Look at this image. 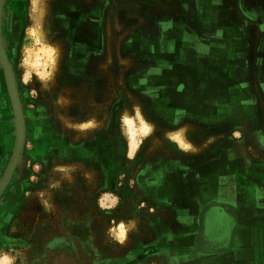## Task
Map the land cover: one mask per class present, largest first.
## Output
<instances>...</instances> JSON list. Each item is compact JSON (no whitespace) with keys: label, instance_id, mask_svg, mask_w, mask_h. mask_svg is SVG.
<instances>
[{"label":"rangeland","instance_id":"rangeland-1","mask_svg":"<svg viewBox=\"0 0 264 264\" xmlns=\"http://www.w3.org/2000/svg\"><path fill=\"white\" fill-rule=\"evenodd\" d=\"M85 1L68 6L67 0H46L43 30L59 45V58L52 80L42 88L35 77L28 84L21 80L31 0H3L2 43L17 81L26 139L20 165L3 186L14 155L17 123L0 63V252L16 256L15 264H30L33 255L51 252L68 241L81 264L131 256L138 258V264H264L260 249L250 258L246 250L241 251L245 259L237 252L234 258L203 252L211 250L205 245L207 239L220 234L226 237L229 232L217 227L219 210L215 207L203 211V241L186 242L179 235L184 216V205L177 196L179 183L175 184L176 196L168 200L158 201L153 189L168 187V176L179 170L177 165L193 166L194 159L217 141L250 139L251 155L264 159L253 129L240 132L247 121L258 125L259 116L252 112L255 99L243 102L250 95L248 89L236 85L231 69L224 65L230 53L234 59L233 47L223 41L224 35L215 49L210 47V37L209 44L199 48L191 43L193 37L178 36L179 30L194 32L200 25L204 35L209 34L206 29L211 21L196 18L200 13L204 16L211 5L157 4L145 6L137 17L131 9L138 5ZM227 6L220 4L214 13L225 16ZM234 7L240 14L248 13L243 0H235ZM147 11L155 15L158 29H166L160 44L158 38L147 35L152 30ZM32 89L38 91L37 96ZM216 92L220 95L214 96ZM137 108L154 124V130L129 158L130 144L121 130V117L127 114L133 126L139 127ZM177 114H182L181 119L173 123ZM227 114L233 116L234 131H220ZM89 120L96 126L86 130L65 123ZM183 125L189 126L186 135L194 151H181L166 137L168 131ZM37 163L41 165L38 171ZM111 194L119 197L117 205L100 208L98 199ZM129 220L135 221V227L126 232L123 243L109 235V229L118 230L120 222ZM255 224L263 226L264 222L257 219ZM169 230L175 238L168 236ZM240 244L248 245L247 241ZM67 258L58 257L52 264H70Z\"/></svg>","mask_w":264,"mask_h":264},{"label":"crops","instance_id":"crops-1","mask_svg":"<svg viewBox=\"0 0 264 264\" xmlns=\"http://www.w3.org/2000/svg\"><path fill=\"white\" fill-rule=\"evenodd\" d=\"M66 3L69 6V4L86 3V1L67 0ZM90 3L92 2L90 1ZM117 3L138 5L131 9V13L137 17L143 14L141 12L145 6L157 4L211 5L210 10L204 16L200 13V16L196 18L200 21H211V27L206 29V31H210L209 34L205 36V29L200 25V28L196 27L194 32L179 30L178 36L181 38H185L186 35L193 37L191 43L199 48L208 45V37H210L211 49L219 47L221 36L226 37V40L223 41L233 47L235 54L233 53L234 59H232L230 53L224 65L231 69L233 82L236 85L243 84L248 89L250 95L244 96L243 102L255 99L252 112H258L259 116L258 125H251L253 123L247 121L240 128V132L250 133L249 131L253 129L252 131L257 132L256 134L252 132V134L258 138V148L264 150V0H243L244 7L248 12L246 16L236 12L235 0H225V2L224 0H117ZM222 3L228 5L227 12L223 17L214 13V9L219 8ZM146 19L152 28L147 35L151 38H158L157 44H160V38L164 36L166 29L162 31V28L158 29L154 25L155 15L149 11H147ZM219 21L225 22L224 25L221 23V28ZM203 39H206L207 42H204ZM147 47L149 52L150 46ZM231 83H228L227 88H231ZM219 95L220 93L216 92L214 96ZM244 104L246 108L247 103ZM227 115L226 119L221 121L220 131H234V127H231L230 123L234 121L233 116ZM251 144L250 139L240 143L228 140L214 142L211 149L194 159L193 166L177 165L179 170L168 176V187L161 190L153 188L158 195V201H161L162 199L166 200L169 196L170 198L175 197L176 181L179 183L180 192L177 193V196L180 197V202L184 205L182 212L184 216L181 217L179 235L184 237L186 242L195 241L200 235L204 224H202V220L204 221L203 211L208 209L207 206L219 210L218 218H216L218 220L217 227H223L229 232H226V237L223 235L221 240L212 243L211 250L201 247L203 252L228 255L229 258H232L235 252L241 256L240 252L246 250L248 258H250L253 251L260 249L259 255L264 257V225L257 227L255 224L257 219L264 222V159L251 155L248 150ZM189 182L194 184L188 186ZM199 183L201 189L197 187ZM198 193L200 195L196 196ZM246 219H249V222L246 223ZM242 224L243 229L245 228L244 239L241 237ZM259 232L260 239L257 238ZM168 233V236L175 238L173 230H169ZM241 241H247L248 245L240 244ZM241 259L245 258L241 256Z\"/></svg>","mask_w":264,"mask_h":264},{"label":"clouds","instance_id":"clouds-1","mask_svg":"<svg viewBox=\"0 0 264 264\" xmlns=\"http://www.w3.org/2000/svg\"><path fill=\"white\" fill-rule=\"evenodd\" d=\"M46 14V0H31L29 15L31 23L25 29L26 43L23 48V54L20 60V67L22 68L21 80L24 84H28L35 77L41 84L42 88H47L49 82L52 80L59 58V45L51 42L43 30V17ZM167 26V25H166ZM153 71L159 72V69ZM32 95L37 96L38 91L32 89ZM182 114H177L173 123H179ZM136 119L139 127L133 126V119H130L127 114L122 115L121 130L123 134L128 137L130 144V151L127 153L131 158L137 151L143 139L151 135L154 130V124L142 117L139 108L136 110ZM67 126L75 127L81 130H86L96 126L94 120L73 124L65 121ZM188 125H183L173 131H168L166 137L168 140L174 142L181 151H194V145L187 139ZM239 137L241 133L235 132ZM41 165H35L36 170L40 169ZM66 171V170H64ZM36 179L35 176L32 177ZM43 196V193H40ZM119 197L115 194L104 195L98 199V205L102 209H111L117 205ZM44 203L48 205V200ZM50 207V205H49ZM135 227V221L129 220L127 222H120L118 230L116 228L109 229V235L115 240L123 243L126 238V232ZM16 256L7 252H0V264H15Z\"/></svg>","mask_w":264,"mask_h":264},{"label":"water","instance_id":"water-1","mask_svg":"<svg viewBox=\"0 0 264 264\" xmlns=\"http://www.w3.org/2000/svg\"><path fill=\"white\" fill-rule=\"evenodd\" d=\"M2 4H3V0H0V14L2 11ZM0 63L2 64L7 76V81L10 89L11 99L13 102L16 123H17V140L14 149V155L9 164L8 171L2 179L3 186H6L10 181L14 173V170L20 165L21 162V157L23 154L25 139H26V123H25L23 107L19 96L18 85L13 72V68L9 59L6 57L4 53L1 29H0Z\"/></svg>","mask_w":264,"mask_h":264},{"label":"flooded vegetation","instance_id":"flooded-vegetation-1","mask_svg":"<svg viewBox=\"0 0 264 264\" xmlns=\"http://www.w3.org/2000/svg\"><path fill=\"white\" fill-rule=\"evenodd\" d=\"M203 223L204 221L202 220V224ZM224 231H226V229H224ZM203 233L204 232L202 229L200 235L194 241L195 245L200 240L203 241ZM222 237L223 235L220 234L217 238L212 237L211 239H207V243H205V245L211 248L212 243L221 240ZM35 253H37V251ZM63 256H68L67 261H71L70 264H81L77 258V255L75 254L74 247L68 241L60 242L58 247L53 249L51 252L41 251L38 252V254L33 255L31 260L32 262L30 264H52L55 259ZM101 264H138V258L136 259L133 256H131V258L129 257V259L126 257H119L112 261H104Z\"/></svg>","mask_w":264,"mask_h":264},{"label":"bare ground","instance_id":"bare-ground-1","mask_svg":"<svg viewBox=\"0 0 264 264\" xmlns=\"http://www.w3.org/2000/svg\"><path fill=\"white\" fill-rule=\"evenodd\" d=\"M12 37H13V34H12Z\"/></svg>","mask_w":264,"mask_h":264}]
</instances>
